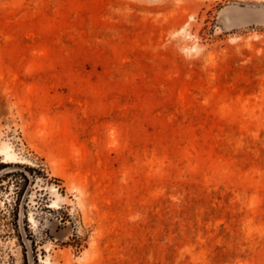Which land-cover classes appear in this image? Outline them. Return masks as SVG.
Instances as JSON below:
<instances>
[{
	"label": "rangeland",
	"instance_id": "1",
	"mask_svg": "<svg viewBox=\"0 0 264 264\" xmlns=\"http://www.w3.org/2000/svg\"><path fill=\"white\" fill-rule=\"evenodd\" d=\"M45 261L264 264V0H0V264Z\"/></svg>",
	"mask_w": 264,
	"mask_h": 264
},
{
	"label": "bare ground",
	"instance_id": "2",
	"mask_svg": "<svg viewBox=\"0 0 264 264\" xmlns=\"http://www.w3.org/2000/svg\"><path fill=\"white\" fill-rule=\"evenodd\" d=\"M3 153L8 156V157H11L13 156L12 152L9 150V149H4L3 150ZM45 264H49L47 261H45Z\"/></svg>",
	"mask_w": 264,
	"mask_h": 264
}]
</instances>
